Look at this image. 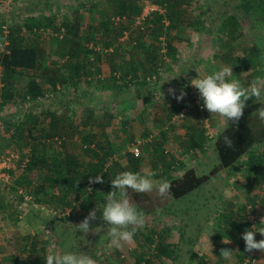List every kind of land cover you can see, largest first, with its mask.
Returning <instances> with one entry per match:
<instances>
[{"label":"trees","instance_id":"trees-1","mask_svg":"<svg viewBox=\"0 0 264 264\" xmlns=\"http://www.w3.org/2000/svg\"><path fill=\"white\" fill-rule=\"evenodd\" d=\"M27 1L33 2L12 0L11 4ZM150 1L160 11L152 12L139 24L138 35L127 47L119 42L141 16L143 0H101L89 6L81 3L74 11H69L71 19L67 16L58 18L49 12L47 6L44 11L29 9L31 15L22 21L16 20L14 24H9L5 15L0 13V37L4 28L9 32L8 45L0 52V112L10 110L7 115L9 121H3L0 126V159L10 154L17 155L13 167L7 171L10 183L0 186V216L3 220L10 219L16 223L22 214L19 207L23 203H34L47 208L48 212L62 214L63 221L73 222L82 214L104 206L105 195L112 190L111 179L117 174L122 171L143 174L141 166L145 152L156 173L153 179L169 181L171 195L160 198L155 191L131 193L129 190L138 210L151 217L153 223L135 233L133 257L125 258L118 251L115 255L101 253L99 256L104 257L103 264H173L178 259V246L170 238L173 228L167 223L161 224L157 216L164 214L171 201L184 198L226 170H229L228 176L234 178L236 175V180L245 181V186H252L257 193L249 190L243 205L230 204L223 211L212 212L217 217L214 239L221 243L215 253L217 261L192 253L190 262L219 263L222 261L220 250L228 248L234 251L233 264H264V252H246L242 239L245 230L264 228V223L260 221L252 223L247 212L249 209V213L254 214L258 207L264 208V122L255 124L249 122L250 118L242 119L238 124L226 126L213 137L206 128L197 129L196 125H189L192 116L200 118L201 112L197 107L178 117L193 102L188 98L181 106L164 111L159 121L163 126L156 133L157 137L150 136L145 130L138 136L132 129H125L130 124L126 115L122 120L121 132L127 138L121 140L116 137V141L110 138L108 132L114 118L112 113L105 112L100 121L91 110L84 108L86 101L83 96L73 93V97L61 98L63 88L67 92L71 87L75 92L80 86H92L95 77L97 79L93 86L103 91L116 94L121 89L134 88L141 92L149 85V80L156 77L164 60L177 63L176 42L183 39L182 35L186 32L190 34L205 30L209 14L214 19L218 18L220 34L232 43L241 36L242 23L238 13L264 19V0H204L201 5H193L192 0ZM212 1L219 7L215 12L207 7ZM31 4L38 6V3ZM84 10L92 16L96 11L98 19L89 18L85 26ZM15 12L17 19L19 12ZM44 31V35L48 34V48L42 45L44 36H39ZM28 39L33 42L31 45L24 44V40ZM1 45L0 41V51ZM257 47L249 49V54L238 61V66L252 63L250 56L260 57L262 53L256 52ZM105 66L109 72L107 77L102 76ZM148 90L149 93L142 98L145 108L155 101L151 98L152 91ZM127 100L124 99L122 103ZM53 102L59 106H54ZM16 107L18 110L14 114L13 108ZM80 110L87 113L85 119L77 122L76 112ZM205 111L208 118L209 114ZM125 112L129 113L126 109ZM152 112H141L131 123H143L145 116L153 118ZM254 120H257V116ZM178 127L186 132L183 137H177L175 144L169 140V136ZM224 136L233 140V148L225 146ZM76 137L79 138L81 155L68 150L69 142ZM181 140H184L182 143L186 148L182 154L195 152L196 158L198 154H206L211 147L218 156V165L207 174H198L197 167L179 158L176 160L170 150L181 151ZM138 141H141L140 154L136 157L129 149ZM125 148L127 164L121 166L118 161H113V157ZM182 154L179 155L183 157ZM158 165L162 167L160 170L156 168ZM96 175H102L105 182L89 185V177ZM89 187L92 188L91 192L87 190ZM157 209H160L159 213ZM34 213L36 217L40 216ZM101 216L98 211L95 221H99ZM43 224L48 230L59 231L55 223L43 221ZM62 231L59 233L60 243L57 244L61 254L66 251L89 252L93 259L99 257L95 254L94 245L77 247L74 241L69 244L68 239L73 232ZM35 235L25 237L19 251L5 256V262L46 264L45 256L50 251L55 253L50 249L51 240H40V234ZM255 239L259 241L264 236L256 232ZM223 240L230 243L225 244Z\"/></svg>","mask_w":264,"mask_h":264},{"label":"rangeland","instance_id":"rangeland-1","mask_svg":"<svg viewBox=\"0 0 264 264\" xmlns=\"http://www.w3.org/2000/svg\"><path fill=\"white\" fill-rule=\"evenodd\" d=\"M32 1L35 4L38 3V6L34 7L31 4L33 3L31 1L25 2L26 4L23 2L12 5V1L1 0L0 13L5 15L9 24H14L16 20L22 21L27 15L32 13L29 9H43L44 11L46 9L45 6H47V9L50 10L49 12L56 14L58 18L67 16L71 19V16L68 15L71 9L74 11L81 3L85 6H89L91 3L101 0ZM204 2V0H192L193 5H201L202 3L204 4ZM207 7L211 8L213 12L219 9L213 1L209 3ZM16 10L19 12V18L17 19L15 17ZM93 13L95 14L92 16L88 13V11H83L82 16L85 26L88 24L89 18L93 17L95 20L98 19L99 16L96 11ZM237 16L242 23L240 29L241 36L237 41L232 43L225 39L218 30L220 23L217 20L218 18L215 17V20L214 17L209 14V18L205 23V30L201 32H192L190 34H187L186 32L182 35L183 39L176 42L175 45L178 49L177 63L173 64V62L164 60L160 70L157 74H155L156 77L150 80L148 79L149 85L141 92L134 88H130L129 90L121 89L116 94L103 91L93 86L95 85L94 82H96L97 79V77H95L92 79V86H88L87 84L85 86H80L75 92L71 87L67 90V92L63 88L61 98L65 99L67 97H73V93L75 95L83 96L86 101V106L84 108L91 110L93 116L100 121L102 120L105 112L108 111L112 113L114 118L110 122L111 125L108 130L112 140L117 141L118 138H121V140L127 138L123 135L124 133L121 132L123 130L122 120L123 117L126 118V115H128V118L126 119L130 120V124H127L126 127H124L125 129H132V132L137 133L138 136H140V134L145 130L147 134H151L150 136L156 135L157 137L156 133H159V130L163 126L160 125L159 121L163 118L164 111L167 112L173 107L181 106L183 102L188 99V89L191 85L190 81L196 78L198 74L203 77L219 70L222 67H232L234 78L239 79L241 84L245 87H247L249 82L257 77L264 78V19H254L242 12L238 13ZM139 27V24L135 22L129 30V33H127L119 43L125 47L129 46V44L133 42L136 35H138L140 30ZM40 34L41 35L38 34L40 37L42 35L44 36L42 45H45V47L48 48V34L44 35L46 34L45 31ZM32 43L33 42L29 39L24 40L25 45H31ZM254 46H258L256 50L257 53H262L260 57L256 56L252 58L250 56L252 63L248 66H238L240 64L238 61L242 57L248 55L249 49ZM107 68V66L104 67L103 77H107L109 75ZM44 87H46V85H44ZM170 88L175 90L176 96L180 95L181 90L186 92L187 95L182 101L178 102L175 97L169 93ZM148 89L152 91L151 98L155 101L145 108L142 103V98L149 93ZM137 95H139L140 98H136L138 97ZM124 99H128L129 101L127 100L122 103ZM254 99L255 98H252L246 102L244 114L239 122H241L242 119L248 118H250L249 122L255 124L261 121L260 119L258 120V117L257 120H254L256 117L254 112L261 107L260 104L253 102ZM54 103L55 102L52 104ZM200 104L203 105L202 102ZM54 106L57 107L59 105L54 104ZM70 107L72 109L73 105ZM125 109L129 113H126ZM13 110V113L15 114L18 108H13ZM152 110L154 111V113L152 112L154 114H152L153 118L145 116V121L143 123H131V120L139 117L141 112H148ZM200 112V118L197 119L196 116H192V121L189 125L194 124L197 129L203 127L205 130L206 128L210 136L215 137V135L226 126L234 125L232 121H229L227 125L224 118L215 114L208 113L209 117L207 118L205 109ZM9 113V109L3 111L2 113L0 112V126L3 121L8 120L7 115H9ZM86 113L87 112H83L82 110L76 112V115L78 116V118H76L77 122L85 119ZM185 132L186 130L184 128H176L174 133L171 134V140L176 139V137L179 136L183 137ZM182 141L184 140H181V143L179 144V147L182 148L181 151H178L179 154L184 153L183 150L186 149L185 143H182ZM68 150L76 155H81L79 138L76 137L69 142ZM168 150H170V148H168ZM126 151L127 149L125 148L121 152L115 154L113 161L116 160L121 166H125L127 164V158L125 157ZM194 155L195 152H190L189 154L187 153L183 156L182 161L192 167H197L196 169L198 170V174H207L219 163L218 156L215 152H213L211 147H209L207 153L203 156L198 154L195 158ZM141 167L143 174L153 172V165L150 163L149 156L145 152ZM156 168L160 170L162 167L161 165H158ZM228 171L229 170L220 172L218 175L211 178L208 183L204 184L184 198L171 201L163 211L164 214L157 216L158 221H160L161 224L167 223L173 228L170 238L178 246V259L173 264H192L190 262L192 253L206 256L212 261H217V255L215 253L220 248L221 243L220 241L214 239V234L217 228V217L216 214H212V212L223 211L224 208L228 207L230 204L235 206H238L239 204L243 205L245 202L246 192L249 190L252 193H257V190H254L252 186L246 187L245 181L236 180V175L234 178L228 176ZM19 209L22 211V214H20L16 223H13L10 219L3 220L2 215L0 216V264H7V262H5V256L17 253L22 245L23 239L28 235L35 237V234H40L38 235L40 240L44 238L50 239L52 244L50 249L55 253H61L58 248V243H60L59 233H62V230L64 229L73 232L68 239L69 244H72V241H74V244L77 247L80 245H94L95 254L98 256L101 253L115 255L116 251H118L125 258H131L134 256L133 249L136 247L134 239L131 243H114L108 236V226L102 221V219L90 222V224H92V228L101 227L98 233L89 232L85 235L79 231L76 232L73 226L81 223L89 212L82 214V216H79V218H76L73 222H66L61 219L63 218L62 214L48 212L49 210L47 208L42 206L38 207L34 203H23ZM34 212H37L40 216L36 217ZM247 212L249 220L252 223L261 221V219L264 218L263 207H258L254 214H250L249 209ZM43 221L47 223H55L56 228L59 229V231L48 230L44 226ZM151 223H153V219L149 216H145V223L139 229L143 230L146 225L149 227ZM180 234L183 235L181 236ZM87 255L91 257L89 252H87ZM233 256L234 255H232L230 260H225L221 257L222 261L216 264H233ZM94 260H96L97 264L104 263V257L96 256Z\"/></svg>","mask_w":264,"mask_h":264},{"label":"clouds","instance_id":"clouds-1","mask_svg":"<svg viewBox=\"0 0 264 264\" xmlns=\"http://www.w3.org/2000/svg\"><path fill=\"white\" fill-rule=\"evenodd\" d=\"M191 85L198 90L199 97L203 101L202 108L208 113L218 115L225 119L227 125L229 121L238 124L244 114L246 102L252 98L254 103L261 105L254 114L264 122V78L257 77L249 82L245 87L239 79L234 78L232 67H222L211 74L203 77L198 76L190 81ZM179 102L187 95L181 90L180 95H175L174 89H169ZM223 142L227 148H233V140L223 137ZM154 172L141 174L140 172L122 171L111 179L112 190L105 195L106 203L102 208H94L83 219L81 223L73 226L76 232L98 233L101 227L92 228L90 222L97 219V212H101L103 222L108 226V236L116 244L121 242L131 243L134 235L139 228L145 223V214L138 210V206L134 203L131 193H152L155 191L160 198H166L171 195V183L167 180L156 181L153 177ZM105 181L102 175L89 177V185ZM89 192L92 188L87 189ZM131 190V193L129 192ZM160 209H157L159 213ZM264 223V218L261 219ZM259 232L264 236V228L257 231L245 230L242 239L245 242V251L248 253L253 250L264 252V239L256 241L255 233ZM223 243H230L229 240H223ZM232 250L222 248L220 256L225 260H230L233 255ZM46 264H97L96 260L89 255L80 252L66 251L64 253L49 252L46 256Z\"/></svg>","mask_w":264,"mask_h":264},{"label":"built area","instance_id":"built-area-1","mask_svg":"<svg viewBox=\"0 0 264 264\" xmlns=\"http://www.w3.org/2000/svg\"><path fill=\"white\" fill-rule=\"evenodd\" d=\"M12 1V0H9ZM12 3V2H11ZM144 3V8L141 16L137 19V23L141 24L144 19L149 16L152 12L154 11H160V8H158L156 5L151 3L150 0H143ZM8 35L9 32L7 31L6 28H4L3 35L0 37V41L2 42L3 45H1V52L4 51V48L8 45ZM1 70V67H0ZM188 98L192 99L193 102L189 105V107L184 108L180 115L178 116L179 118L183 117L185 113L189 112L191 109H195L196 107L199 109V111H202V105L201 99L199 97L198 90L195 89L192 85H190L188 89ZM206 121V120H205ZM141 141H138L136 145H132L129 149L130 153H132L134 156H138L140 154V146ZM17 160V155L15 154H10L3 159H0V186L9 184L10 183V175L8 174V170L13 167V163ZM2 173V174H1Z\"/></svg>","mask_w":264,"mask_h":264},{"label":"crops","instance_id":"crops-1","mask_svg":"<svg viewBox=\"0 0 264 264\" xmlns=\"http://www.w3.org/2000/svg\"><path fill=\"white\" fill-rule=\"evenodd\" d=\"M171 135L169 136V140L171 141V142H174L175 144H177L175 141H176V139H177V137H176V139H173V140H171ZM177 150H170V152L172 153V155H174L175 156V159L177 160V158H179V160H183V157H181L180 155H179V153H177L176 152Z\"/></svg>","mask_w":264,"mask_h":264}]
</instances>
